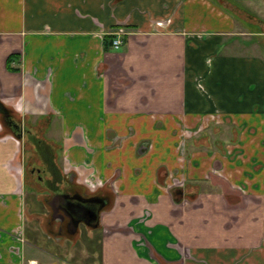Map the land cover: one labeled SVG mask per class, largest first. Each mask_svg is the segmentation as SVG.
<instances>
[{"label":"crops","instance_id":"0c3cea01","mask_svg":"<svg viewBox=\"0 0 264 264\" xmlns=\"http://www.w3.org/2000/svg\"><path fill=\"white\" fill-rule=\"evenodd\" d=\"M0 123V264H75L25 240L24 145L118 176L92 264H264V0H0Z\"/></svg>","mask_w":264,"mask_h":264},{"label":"rangeland","instance_id":"374dc122","mask_svg":"<svg viewBox=\"0 0 264 264\" xmlns=\"http://www.w3.org/2000/svg\"><path fill=\"white\" fill-rule=\"evenodd\" d=\"M220 9L227 12L225 9H223V7H221ZM40 130L41 129L33 130V132L35 133L34 137H36L37 132ZM29 131L32 133V130L24 126V123H20L16 129L15 127L5 128L3 124L0 123V134L3 135L9 133L14 137L18 136V138L20 139L22 137L26 139L27 133H29ZM41 137L45 138V135H42ZM38 139L41 138L38 137ZM175 149L176 154L180 159L182 157L185 158V156H188L191 151V148H188L186 143L184 144V146L182 143L175 145ZM22 151L24 155V165L22 167L24 186H22V188L24 189V198L26 201L24 206V227L25 240L27 241V244L30 243L37 246L38 249H42L44 253L47 254V258L52 256L54 258L66 259L67 261L74 262L75 264H92L93 252H96L94 257H97L98 234H95L96 232H93V234L89 228L79 226L76 234L73 236H57L55 234V224L51 226V230L53 229V231H50L51 233L49 232L50 226H47V223L49 221V208L47 207L46 199H48V197L51 195V192L47 190L48 188L51 189V187H45V183L39 182L37 178V176L40 175L41 177L43 176V179L45 180L48 179L49 176L48 173L44 171V166L41 161L37 159V156L26 145L23 146ZM58 156H61V153L58 154ZM179 161L180 160L177 159L178 168H176L174 172H171V174L169 175L170 178L168 177V175H166V178L171 180L169 184L176 185L177 187L174 188L170 194L175 200L189 198L193 199L198 194L199 187L197 185H190V189L187 186V181H184L185 184L183 183V174L180 175L179 173ZM56 163L58 169L62 171V160L58 158ZM34 168L41 169L42 172L38 175L31 174L30 170ZM117 179L118 176H114V178H112L110 186H112L115 180L117 181ZM60 186H62V184ZM105 189L106 190L102 189L100 193L108 195L111 202L113 199L112 192H110L108 188ZM27 244L25 246L32 249Z\"/></svg>","mask_w":264,"mask_h":264},{"label":"flooded vegetation","instance_id":"af4514ba","mask_svg":"<svg viewBox=\"0 0 264 264\" xmlns=\"http://www.w3.org/2000/svg\"><path fill=\"white\" fill-rule=\"evenodd\" d=\"M54 169L56 168L50 170L49 179L46 180L43 179V176L38 175L42 172L41 169L30 170L31 174L38 175V181L45 183V187H51V189L46 188L51 192V195L46 199L49 208V221L47 223V226H50L49 232L53 231L51 226L55 224L57 236L66 235L70 237L76 234L79 226H84L89 228L92 233L96 232L95 234H98L99 237L101 231L100 218L111 204L108 195L100 192L102 189L106 190L105 188L109 190V187H112L110 186L112 180L93 183L84 178L79 182L77 176L67 173L61 178V181L59 180L60 184L58 185L59 177ZM61 184L62 186H60Z\"/></svg>","mask_w":264,"mask_h":264},{"label":"built area","instance_id":"2783aa9c","mask_svg":"<svg viewBox=\"0 0 264 264\" xmlns=\"http://www.w3.org/2000/svg\"><path fill=\"white\" fill-rule=\"evenodd\" d=\"M127 35V31H125L124 29H118L113 33V36H115L116 38L112 40L111 42V46L113 49H117L120 45H121V37Z\"/></svg>","mask_w":264,"mask_h":264},{"label":"trees","instance_id":"16d2710c","mask_svg":"<svg viewBox=\"0 0 264 264\" xmlns=\"http://www.w3.org/2000/svg\"><path fill=\"white\" fill-rule=\"evenodd\" d=\"M108 44H110V41H108V43H106L105 45V48L108 49Z\"/></svg>","mask_w":264,"mask_h":264}]
</instances>
